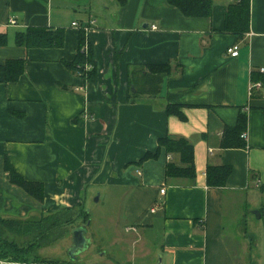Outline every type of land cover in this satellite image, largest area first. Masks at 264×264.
Instances as JSON below:
<instances>
[{
    "label": "crops",
    "instance_id": "crops-1",
    "mask_svg": "<svg viewBox=\"0 0 264 264\" xmlns=\"http://www.w3.org/2000/svg\"><path fill=\"white\" fill-rule=\"evenodd\" d=\"M212 1L210 16L190 17L167 0H0V64L23 60L16 81L0 82V217L85 209L97 191L113 209L108 223L137 235L131 254L113 235L126 253L120 261L117 251L89 252L86 230L85 248L68 260L0 264H264V225L250 223L264 212V0L249 1L242 37L222 31L231 0ZM90 18L86 32L72 25ZM28 28L58 30L62 45H17L16 34ZM81 32L94 81L65 66ZM235 44L232 57L226 49ZM156 64L170 67L159 93L132 95L131 80L141 83L145 66ZM253 82L262 86L249 93ZM167 104L184 118L167 113ZM239 113L246 115L245 147L221 148ZM166 135L192 143L193 179L165 177L177 157L163 150L140 161ZM5 160L43 184L41 201L9 181ZM207 165L231 167L223 186H207Z\"/></svg>",
    "mask_w": 264,
    "mask_h": 264
},
{
    "label": "trees",
    "instance_id": "trees-1",
    "mask_svg": "<svg viewBox=\"0 0 264 264\" xmlns=\"http://www.w3.org/2000/svg\"><path fill=\"white\" fill-rule=\"evenodd\" d=\"M125 0H119L123 3ZM249 1L231 0L227 6L224 19L223 32L232 33L242 37L249 26ZM170 5L178 8L185 16L208 17L212 11V0H167ZM63 42L62 32L49 30L46 28H28L25 32L17 33L15 43L25 47H50L61 46ZM6 43L4 34H0V45ZM65 66L74 74L84 77L88 81L95 80V65L90 44L86 41L84 33L81 32L79 47L73 62L65 63ZM86 66L88 68L86 69ZM23 72V60L9 59L4 64H0V82L16 81ZM170 72L168 64L147 65L144 68V75L141 83H136V79L131 80L133 87L132 95L149 94L157 95L160 91V84L163 77ZM167 113L177 115L183 119L184 115L175 104L166 105ZM246 127V115L239 113L236 123L226 126L222 133L221 148L245 147V142L241 138V133ZM161 150L165 154L176 155L177 162L170 160L165 167V177H185L193 179L195 177V167L193 160V145L183 136L166 135L158 138L157 147L154 152L147 151L140 161L155 159ZM4 169L9 174V181L22 189L27 195L36 201L43 199V184L36 181L25 180L9 163L4 161ZM231 167L228 165H207L205 170V181L209 187H221L225 184ZM72 212V214L70 213ZM70 215L67 216V214ZM74 217H82L85 223L89 216L82 205L70 208H60L49 214H41L39 218H2L0 217V259L17 263L46 262L38 258L34 251L41 246L44 239L53 230L57 231L55 239L64 236L66 231H58L63 225L71 223ZM7 235L18 236L24 239L22 243L16 242ZM54 240V239H53Z\"/></svg>",
    "mask_w": 264,
    "mask_h": 264
},
{
    "label": "rangeland",
    "instance_id": "rangeland-1",
    "mask_svg": "<svg viewBox=\"0 0 264 264\" xmlns=\"http://www.w3.org/2000/svg\"><path fill=\"white\" fill-rule=\"evenodd\" d=\"M97 191L93 196L91 197V201L89 199L88 205L86 206L85 210L89 212V221L86 224L85 221L82 219V217H74L73 214V221L66 226L63 227V225L59 228L58 231H66L64 235H66V239L63 240V236L59 239H55L57 235V231L53 230L50 235H48V239H44L41 242V246L37 248L34 253L38 256L39 259L43 261H54V260H68L71 258L69 255V250L72 243V231L79 227V226H86V238L89 239V246L87 250L92 253L97 254L99 252H103L104 254H107L108 252L112 251L113 253L115 251L118 252V255L115 254V256H118V260L120 261V258L123 256H126L125 250L123 248H120V245L117 241V245L114 246L113 243L116 241L113 240V235L122 237L123 241L127 244L126 250L131 254L134 252L133 246L131 245L132 241H134L137 238V235L133 232H126L124 230V227L122 223L118 222L116 226H112V224L108 223L107 219V211H112L111 205H108L106 203V200L104 202L103 197L98 201L97 199ZM113 212V211H112ZM72 214V212H70ZM68 213L67 216L71 214ZM258 214L261 215L258 217ZM104 215V216H103ZM41 214H36L35 216H32V218H39ZM251 225L253 227H257L258 229H261L264 225V212L261 211L254 214V216H251ZM249 223V225H250ZM10 238H13L16 242L22 243L24 241L23 238L18 236H12L7 235ZM54 239V240H53ZM140 246V247H139ZM143 246V240L139 241L136 245V248L141 249ZM252 252H255L256 248L250 249ZM108 255V254H107ZM122 256V257H121Z\"/></svg>",
    "mask_w": 264,
    "mask_h": 264
},
{
    "label": "built area",
    "instance_id": "built-area-1",
    "mask_svg": "<svg viewBox=\"0 0 264 264\" xmlns=\"http://www.w3.org/2000/svg\"><path fill=\"white\" fill-rule=\"evenodd\" d=\"M9 23L10 24H15V20L14 19H10L9 20ZM95 23V20L93 18H90L89 20H87L86 22H83V23H78L76 21H73L72 22V25L81 29L83 32H86L93 24ZM151 29H155L156 26L155 25H152L150 26ZM226 52L232 56V57H235L238 55V45L235 44V45H232V46H229L227 47L226 49ZM88 68V66H86V69ZM260 72L261 73H264V68H260ZM262 86V83L261 82H253L251 83L249 86H248V91L249 93L252 91L253 88H256V87H261ZM241 137L243 139H245L246 137V132H242L241 133ZM160 193H164V188L160 190ZM151 211H153V209H151ZM129 230V228H126ZM134 229V228H133Z\"/></svg>",
    "mask_w": 264,
    "mask_h": 264
},
{
    "label": "water",
    "instance_id": "water-1",
    "mask_svg": "<svg viewBox=\"0 0 264 264\" xmlns=\"http://www.w3.org/2000/svg\"><path fill=\"white\" fill-rule=\"evenodd\" d=\"M85 233H86L85 226H79L72 231V246L70 247V250H69V255L71 257L73 256V253L77 249L82 250L85 248L87 244V239L84 236Z\"/></svg>",
    "mask_w": 264,
    "mask_h": 264
}]
</instances>
